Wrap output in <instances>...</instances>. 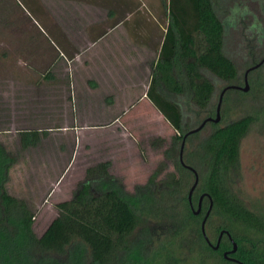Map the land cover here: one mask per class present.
Returning <instances> with one entry per match:
<instances>
[{"label":"rangeland","instance_id":"374dc122","mask_svg":"<svg viewBox=\"0 0 264 264\" xmlns=\"http://www.w3.org/2000/svg\"><path fill=\"white\" fill-rule=\"evenodd\" d=\"M41 1V12L25 10L22 0H8V10L0 9V144L14 159L5 189L10 196L24 200L33 212V234L37 238L44 234L57 217L56 205L67 202L85 169L101 161L109 162L110 174L121 181L128 194L148 180L158 183L171 176L180 182V195L186 196L194 177L184 179L174 166V158L164 159L163 151L174 131L152 105L136 100L142 88L117 92L118 97H131L125 100L129 105L114 107L101 105L98 96L103 92L88 96L82 90L85 81L93 78L105 85L107 72L116 78L118 88L132 86L134 74L141 77L143 72L144 76L148 71L145 63L152 58L148 47L157 45L158 57L168 23V0H138L139 9L121 27L127 42L118 52L101 46L102 51L92 48L78 59L71 58L72 53L82 44H52L50 5ZM215 4L225 32L223 52L236 66V85L244 88L242 76L248 63L240 53L241 38L248 32L244 25L252 21L264 29L260 13L264 0H215ZM210 79L214 87L211 107L216 110L219 94L229 84ZM246 85V92L228 90L222 95L218 122L223 125L250 113L255 119L240 142L231 189L247 210L264 218V66L247 77ZM203 118L202 114L199 121ZM28 130L47 135L39 146L22 150L18 135ZM207 132L208 127L183 144L181 162L190 163V169L200 163L199 153H192ZM155 138L163 141L158 149L149 146ZM192 170L197 182L204 178L200 168ZM199 195L193 192L190 196L191 211L196 210ZM150 210L154 214L155 210ZM224 224L237 238L247 234L241 226L211 216L205 227L210 243L217 236L214 230ZM191 230L192 224L183 222L181 230L175 228L141 240L149 264H218L211 256L198 255L196 246L184 244Z\"/></svg>","mask_w":264,"mask_h":264},{"label":"trees","instance_id":"16d2710c","mask_svg":"<svg viewBox=\"0 0 264 264\" xmlns=\"http://www.w3.org/2000/svg\"><path fill=\"white\" fill-rule=\"evenodd\" d=\"M215 5V0H168V23L158 57L155 64H149L146 98L174 131L163 157L174 158V166L184 179L193 174L185 168H191V164L183 160L182 166L177 158L182 137L203 120L215 117L210 78L229 85L238 82L236 66L223 52L225 32ZM258 34L251 32L241 38L240 53L248 66L260 60L255 43ZM202 114L204 118L199 121ZM192 120L196 121L194 126ZM254 120L250 113L223 125L207 122L200 131L208 127V132L192 153L198 152L200 160L193 168H200L204 174L193 192L209 197H204L206 206L207 201L211 202L204 231L211 216L244 228L247 234L238 238L230 234L227 224L214 230L230 234L236 244V253L230 256L240 264H264V218L247 210L231 189L239 145ZM46 135L23 131L18 143L22 150L32 149ZM162 144L158 138L149 142L155 149ZM13 163L12 156L0 144V264H149L141 240L163 231L181 230L183 222L192 224L191 235L183 240L186 246H196L198 255L211 256L218 264H231L221 257V252L229 248L226 239L216 250L204 241L198 223L201 218L192 214L187 195H180L179 181L171 176L158 183L148 180L128 194L121 181L110 174L108 161L85 169L71 198L56 205L57 217L37 238L31 229L33 212L24 200L10 196L5 189ZM152 208L154 214L149 212Z\"/></svg>","mask_w":264,"mask_h":264},{"label":"crops","instance_id":"0c3cea01","mask_svg":"<svg viewBox=\"0 0 264 264\" xmlns=\"http://www.w3.org/2000/svg\"><path fill=\"white\" fill-rule=\"evenodd\" d=\"M22 1L23 5L22 3L21 5L25 10L41 12V0ZM6 3L8 5V0H0V9L4 11L8 10V7L6 8L5 5ZM44 3H49L51 10L49 27L52 34V44L54 42L61 44H82L76 46L73 50L72 57L70 56L73 59L80 58L81 54L92 48L95 49L97 47L99 51H102L104 48H101V46H104L107 50L118 52L122 43L127 42L125 35L121 34V27L126 24V18L139 9L138 0H44ZM27 5L29 7H27ZM149 9L152 10L154 7ZM122 14H124V16H122ZM147 41L149 42L148 38H146L145 42ZM148 48L149 52L152 54V58L145 63L148 71L144 76L142 72L141 77L134 74V80L130 81L132 86L126 85L125 87L118 88L119 85H117L115 81L116 78H114L111 73L107 72L103 82L105 85H100L99 79L93 78L87 80L85 81V88L82 89L84 93H87L86 95L89 96L95 91H97V93L103 92L102 95L98 94L99 96H97L101 101V105L105 107L127 106L129 104L126 103L125 100L128 101L131 95L128 96L129 94H127L126 97L122 95L118 97L117 92L129 93V90L133 91L135 89L141 91L142 88L143 93H140L136 100L146 101L150 106L151 104L146 98L145 93L150 82L149 64L151 62L155 64L158 47L154 45ZM89 57L92 58L91 56ZM116 59V57L113 58L115 61ZM85 63L84 61L82 64L84 65ZM75 104H77V102Z\"/></svg>","mask_w":264,"mask_h":264},{"label":"water","instance_id":"95a60500","mask_svg":"<svg viewBox=\"0 0 264 264\" xmlns=\"http://www.w3.org/2000/svg\"><path fill=\"white\" fill-rule=\"evenodd\" d=\"M262 61H263V60H261L259 63L255 64L254 66H252V67H250V68H248V69H246V70L244 71V73H243V77H242L243 84H244V88H240V87H238V86H234V85H229V86H226L225 88H223V89L221 90V92H220V94H219L218 104H217V106H216V110H215V117H214L213 119H212V118H207V119L203 120V121H202V122H201L196 128H194V129L188 131L187 133H185V134L183 135L182 140H181V144H180V149H179V162H180V164H181L182 166H184V165H183V163L181 162V155H180V153H181V149H182V147H183V144H184V140H185V138H186L188 135H190V134H194V133H197L198 131H200V130L202 129V127H203L207 122L217 123V122L219 121L218 112H219V104H220V100H221L222 95H223L226 91H228V90H237V91H241V92H246V90H247V85H246V83H247V74H248L250 71H252V70L256 69L257 67H259V66L261 65ZM185 168L188 169L189 171H191L192 174H193V177H194V179H193V183H192V185L190 186V188H189V190H188V194H187V200L189 201L190 196H191L193 190L195 189V187H196V185H197V177H196L195 172H194L192 169H190L189 167H185ZM203 197H206V198H208V200H209V197H207L206 195H201V196H199L198 201H200ZM210 205H211V202L209 201V209H210ZM209 209L206 211V213L204 214V216H203V218H202V221L200 222V226H199L200 233H201V235H202L204 241H205V242H206V243H207V244H208L213 250H216V248L218 247V244H219L220 237L224 234V235L227 237V239H228V241H229V243H230L231 248H230V250L224 252V253L222 254V257H223L224 259H228V260H231V261H235V260H233V259L228 258V255H232V254L235 253V251H236V244L232 241V239L230 238V235H229V233H228L227 231H225V230H221V231L219 232V234H218V238H217L216 243L214 244V246H211L210 243L208 242L207 237H206V235H205V231H204V223H205V221H206V219H207V217H208V215H209ZM197 213H198V210L192 211V214H193V215H196Z\"/></svg>","mask_w":264,"mask_h":264},{"label":"flooded vegetation","instance_id":"af4514ba","mask_svg":"<svg viewBox=\"0 0 264 264\" xmlns=\"http://www.w3.org/2000/svg\"><path fill=\"white\" fill-rule=\"evenodd\" d=\"M260 13H261V15L264 17V8L262 7H260ZM232 17V16H231ZM241 20H243V19H240L239 21H241ZM261 20H263V22H264V18L263 19H261ZM245 26V29H246V32L248 31L249 33H254V34H258L259 36H257V41H255V43H256V45H257V47H258V50H260V52L257 54V57L258 58H260V60H259V62L261 61V60H263L262 61V63H261V65L262 64H264V44H263V42H264V29H261L260 27H259V24L257 23V22H255V21H252L249 25H244ZM257 30H258V32H257ZM247 32V33H248ZM261 43V44H260ZM259 45H262V47L260 48L259 47ZM259 62H257V63H259ZM256 63V64H257ZM255 65V64H254ZM254 65H251V66H248L246 69H248V68H250V67H252V66H254ZM260 65V66H261ZM259 66V67H260ZM259 67H257L256 69H254V70H252V71H250L248 74H247V77H248V75L251 73V72H253V71H256ZM245 69V70H246ZM243 77V76H242ZM234 86H237V85H234ZM199 199V198H198ZM208 202V205L206 206L205 205V201H204V197L200 200V201H197V204H196V210H198V213L196 214V215H198V216H200L201 217V220H200V222L202 221V218H203V216H204V214L206 213V211L209 209V201H207ZM190 205V204H189ZM205 206H206V208H205ZM210 208H211V205H210ZM210 210V209H209ZM209 216V215H208ZM208 218V217H207ZM206 221H207V219H206ZM205 221V222H206ZM221 231V230H220ZM219 231V232H220ZM219 232L217 233V236H216V238H215V241H214V244L216 243V240H217V238H218V234H219ZM230 235V234H229ZM231 238V237H230ZM224 239H226V241H227V243L229 244V248H227V249H225V250H223L222 252H221V257H222V254L224 253V252H226V251H228V250H230V248H231V246H230V243H229V241H228V239H227V237L223 234L221 237H220V240H219V243L220 242H222ZM210 243V242H209ZM211 244V243H210ZM235 253H236V251H235ZM234 253V254H235ZM223 258V257H222ZM228 258H230V259H233V260H235V261H231V260H228V259H224L225 261H227V262H229V263H231V264H240L239 262H238V260H236L233 256H230V255H228Z\"/></svg>","mask_w":264,"mask_h":264}]
</instances>
